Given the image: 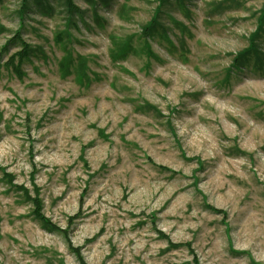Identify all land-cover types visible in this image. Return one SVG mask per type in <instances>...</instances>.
<instances>
[{"label":"rangeland","instance_id":"1","mask_svg":"<svg viewBox=\"0 0 264 264\" xmlns=\"http://www.w3.org/2000/svg\"><path fill=\"white\" fill-rule=\"evenodd\" d=\"M71 1L0 0V264H264V0Z\"/></svg>","mask_w":264,"mask_h":264},{"label":"trees","instance_id":"2","mask_svg":"<svg viewBox=\"0 0 264 264\" xmlns=\"http://www.w3.org/2000/svg\"><path fill=\"white\" fill-rule=\"evenodd\" d=\"M27 1L28 0H22V4L20 6V12H23L24 13L25 10L28 8ZM32 1H34V3H36V4H40V3H43L45 0H32ZM65 2H66V5H67V12H70L71 13L74 10L79 12V10L76 8V6H74V4H73V2L71 0H65ZM154 21L155 20L150 21V23L147 25L148 27H146V26L144 27L143 33L145 35H147L149 33L150 27L153 25ZM256 25H257V27H256L255 33L251 37H249L250 40H249L248 47L244 51H242L241 53H239L238 55L234 56V59L232 60V63H231L232 67H235V68H239L240 67V63H242L243 56H244V54L247 51H252V50L256 51V47H255V39L256 38H254V37H256V35L258 33L264 32V8L262 9V11L260 13V16L258 17V23ZM16 39H18V38L16 37ZM27 47L28 46H24L23 49L20 51V53H19V57L20 58H23V57H25L28 54L29 51H28ZM12 58H10V60L8 61L9 63L12 62ZM197 161H198V163H200L199 160H197ZM157 167L160 168V169H162V170H165L166 169V167L161 166V165H157ZM4 177H6V179L8 181H11L10 175L4 174ZM16 188L19 189L23 193V195L25 196V198L28 199L32 203L33 208H34L33 212H34V215H35V217L37 219H39L41 222H43L45 225H47L51 229H54V230H56V231H58V232L66 235L67 230H65V229L64 230L59 229L57 226H55L54 224H52L47 218H45L41 214V212H40V209H41V200L39 199V197L37 196V194L31 196L30 193H29V191H28V189L26 187H24L23 185L16 186ZM208 209L211 210V211H213V212H215V213L224 215V212L221 209L216 208L214 206H208ZM77 215L78 214H75L74 216L70 217L69 218V222L71 221V219L73 217L74 218L77 217ZM181 245H183L187 249L191 250L189 248V245L188 244H177L176 243V244H174L172 246H181ZM72 250L76 253V255L78 257H80L79 248H74ZM80 263L81 264H85L83 262V260H80Z\"/></svg>","mask_w":264,"mask_h":264}]
</instances>
